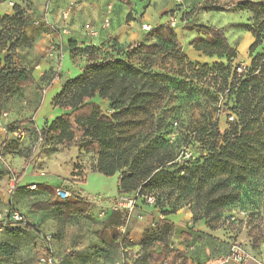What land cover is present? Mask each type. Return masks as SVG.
Listing matches in <instances>:
<instances>
[{"label": "trees", "instance_id": "trees-1", "mask_svg": "<svg viewBox=\"0 0 264 264\" xmlns=\"http://www.w3.org/2000/svg\"><path fill=\"white\" fill-rule=\"evenodd\" d=\"M12 9V14L0 16V52L6 51L3 65L0 61V96L17 94L24 86L34 83L30 71L19 64L18 58L19 46L28 40L26 18L19 5ZM199 10H246L259 18L264 15V0H236L230 4L205 0L187 13L193 15ZM185 28L195 32L188 44L203 55L228 59L236 56V49L228 42L223 27L190 21ZM246 30L254 37L252 50L260 43L261 30L250 25H246ZM144 32L142 38L149 37L153 41L145 43L140 39L130 47H140L144 54L166 49L176 59L177 68H183L182 44L170 22L157 23ZM68 46L74 62L96 48L95 45H78L73 39L68 40ZM133 53L128 47L124 58H87L77 76L64 77L61 89L52 98L53 106L64 112L48 125H33L35 135L40 139L49 137L61 147L75 145L97 155L92 169L106 176L117 173L118 193L151 194L164 216L173 212L165 209L166 204L178 209L208 185L226 190V195L217 197L221 205L236 203L239 191L256 173L264 171V53L255 55L251 67L240 73L223 64L215 66L221 71L220 90L224 97L232 98L236 115L223 132L212 113L219 106L217 91L210 94L198 119L189 120L181 113L171 112L163 107V102L175 89L184 87V82L177 83L162 74L144 70L131 62ZM95 97L109 102L115 111L112 116L102 111ZM16 122L5 126V132L20 128ZM15 140L9 141L8 147H15ZM31 157L29 150L25 165L30 164ZM5 173L10 171H4L0 160V177ZM34 184L35 189L28 185L23 189L35 194L43 184ZM58 187L64 189L61 185ZM56 188L46 187L48 199L35 201L31 208L54 210L62 221L86 214L91 205L86 198L72 190L67 198L61 199ZM191 211L195 222L200 217L195 210ZM1 225L12 233L33 226L29 222L18 225L6 219ZM96 236L111 247L124 246L117 228L103 227L96 231ZM15 250L9 243H0L1 255L11 256ZM150 255L161 264H193L180 251L168 256L165 250Z\"/></svg>", "mask_w": 264, "mask_h": 264}, {"label": "rangeland", "instance_id": "rangeland-1", "mask_svg": "<svg viewBox=\"0 0 264 264\" xmlns=\"http://www.w3.org/2000/svg\"><path fill=\"white\" fill-rule=\"evenodd\" d=\"M204 1L0 0V16L12 14L14 5H19L23 9L26 18L25 34L28 40L21 43L18 48L19 64L30 71L34 83L38 79L36 86L32 83L31 86L27 85L21 88L19 93L11 95L16 98L12 107L6 105L8 95L0 96V112L6 111L10 117L16 118L17 126L25 127V137L15 140V147L19 151L16 153L20 156L15 159H19L25 165L29 150H31L32 156L30 164L25 168L11 163L8 170L10 174L15 173L17 182L22 175H25L24 180L27 183L43 184L41 189L43 191L46 187H53V184L62 182L60 185L68 192L74 190L87 200H99V202L91 203L86 214H77L79 215L78 226L70 224L64 226L63 245L65 250L67 248L69 250L65 251L61 261L59 258L57 259L58 264H86L82 260L85 252L79 256L76 246L85 245V248L88 244L90 245L93 232L96 233L95 231L108 226L106 216L109 211H113L109 205L119 195L117 193L118 174L106 176L93 170L92 167L97 160V155L93 153L84 152L75 145L61 147L49 137L40 139L35 135L33 125L36 127L48 125L55 116L64 112L53 106L54 100H52L53 97L51 98L53 87L46 93L43 91L51 85L54 78L56 79V75L59 76L60 83L64 79L57 72V60L44 56L45 50L49 46H53L51 43L44 49L45 42L42 41L45 38L46 30L53 27L59 31L58 25L62 20L63 10L69 11L67 19L70 34L67 36V41L72 39L73 35L83 37V41H85L88 37L86 24L94 23L93 25L98 30L101 21L107 17L110 21L109 27H113L112 30L118 32L125 30L126 26L130 25L128 23L130 21L140 27L142 13L149 16L147 22L151 25H155L158 19L172 22L183 45L182 53L185 56V63L184 66H181L182 69L177 68L176 59L166 49L153 54H144L140 47H130L131 44L138 41H130L131 36H129L128 30H125V34H121L127 36L126 40L130 42L119 43L114 40L116 35L105 36L99 46H96L87 55L78 58V61L85 63L87 58L96 60L104 57L124 58L129 47L130 52L134 51L131 56L132 63L146 71L167 76L177 83L183 84L184 82V87L175 89L169 99L163 102V107L171 112L181 113L189 120L198 119L203 107L206 106L205 102L210 99V94L217 91L219 106L212 113L213 117L218 120L220 132H223L229 127L230 122L236 119V115L232 110L234 106L232 98L224 97L220 90L221 71L215 66L223 64L231 71L235 69L237 73H240L237 68L242 67L243 64L246 65V70L251 67L252 58L257 54L264 53V15L255 18L251 12L246 10H199L193 15L187 13L191 8ZM234 1L236 0H220L226 4ZM46 15L53 21L52 24H48L45 19ZM190 21L223 27L228 42L236 49V56L228 59L226 56L209 57L204 55L205 59L203 60L188 56L184 49L187 47L188 41L186 43L184 37L187 35L185 27ZM112 22H114L113 25ZM246 25L261 30L260 43L252 50H250V45L254 37L246 30ZM141 34L145 36L143 30ZM141 40L145 43L153 41L149 37L141 38ZM5 54V50L0 52L1 65L4 63L2 58ZM13 61H15V57ZM94 101L100 105L107 116H112L115 112L110 108L108 101L98 97H95ZM161 107H159L160 110ZM6 119H3L0 125L3 135L7 133L4 130L5 126L9 124ZM143 129L147 131L146 126ZM7 135V141H13L11 133H7ZM36 164L40 167L43 165V169L33 170L31 166L34 167ZM21 171H23L22 175L18 177ZM41 171L45 174L44 176L40 175ZM72 175L78 177L71 178ZM82 177H84L83 180H81ZM74 181H77L78 185ZM8 184L7 181L6 187ZM6 189L7 201L0 199L1 222H5L1 216L4 217L7 202L10 201L14 205L12 206L16 207L15 191L8 196ZM225 192L226 190L218 186L213 188H210L209 185L205 186L178 209L173 204H166L165 209L173 211L167 214L171 215L167 218L162 214L161 207H156L155 203L152 205L146 203L144 200L146 194H137L135 210L126 217L127 225L124 226V232L118 231L124 245L122 256L117 254L113 248H102L99 243L98 246L93 245L92 249L88 250L89 252L94 251V261H90L88 264H161L162 262L153 259L150 254L152 252L160 253L163 250H165L166 256L180 251L193 264H220L233 246H238L248 253L249 259L242 264H264V171L256 173L249 183L239 191V200L236 203L225 206L216 201L217 197L226 195ZM33 200L30 199V201ZM24 201L26 202L27 199ZM171 202L173 201L171 200ZM16 209L21 212L18 208ZM191 209L195 210L200 217L195 222L192 220ZM138 214H142L141 219L137 218ZM54 233H57L55 236H60L58 230L51 234L48 233L51 235V239ZM78 240L81 242L79 243ZM143 258L146 260H142Z\"/></svg>", "mask_w": 264, "mask_h": 264}, {"label": "crops", "instance_id": "crops-1", "mask_svg": "<svg viewBox=\"0 0 264 264\" xmlns=\"http://www.w3.org/2000/svg\"><path fill=\"white\" fill-rule=\"evenodd\" d=\"M136 12H138L137 9H136ZM140 15H141V13H140ZM148 18H149V16L146 13H142V17L140 19L142 20V23H143V22H147ZM45 19L48 22V24H52L53 21L49 18L48 15H46ZM166 21L167 20H159L158 19L156 21V24L157 23H164ZM90 22H92V21H90ZM102 22H103V20L101 21V24L97 30V35H95L94 37H90L87 34L89 38L87 37V39L85 41H83V37L73 35L74 37L72 39L77 41L78 45L83 44V45L99 46L105 36L107 37V36H115L116 35V37H114V40H117L119 43L130 42L132 40L139 41L142 38L141 25L139 27L138 25H135L132 21L128 22V23H130V25L126 26V29H125V30H128L129 36H131L130 41L126 40L127 36H125V35L123 36L121 34V33L125 34L124 33L125 30H122L119 32L117 30H112L113 27L110 28L109 24L107 27L102 26ZM109 23H110V21H109ZM64 24L66 25L67 30H68L67 34H65V35L60 34V32L53 29V27L51 29L48 28L45 32V38L43 39L42 42H45L44 43V45H45L44 49L47 46L51 45V43L54 46H56L57 51L55 52V57H52L49 59L57 60L56 69H57V72L61 76L72 78V77L77 76L81 72V69H82L84 63L81 61L74 62V61H72V59H70L69 46H68V41H67V36L70 34L68 19L65 22H63V20H61L58 26L60 27V26H63ZM113 24H114V22H112V25ZM186 32H187V35L184 37V40L187 43V41L193 35H195V32L191 31V30H187ZM178 39H179V37H178ZM179 41H180V39H179ZM82 42H84V43H82ZM184 49H185V52L187 53V55L191 56L192 58L194 57L198 60L205 59L204 55L200 51H196L188 43H187V47ZM55 77H56V79L55 78L53 79L51 85L43 90L44 93H46L48 89L53 87L52 88L53 93L51 94L52 95L51 98L60 90L61 85H62V83H60V81L58 80L59 76L56 75ZM37 80L38 79L35 80V83H34L35 86L37 85L36 84ZM28 86H31V84ZM51 98H50V100H51ZM14 101H16L15 96L8 95L6 105L12 107L14 105ZM6 120H7V122L10 123V122L15 121L16 118L10 117V115H8ZM7 138H8L7 133H5V135H3V131L0 128V158L2 157L1 161L3 162L4 171H8V168L11 166V163L16 165V166L17 165H19L20 167L23 166L25 168L26 165H24V162L22 163V161H20L19 159H15L16 157L20 158V156H18L16 153L17 152L16 147H13L11 145H9V147H8L9 141H7ZM13 156H14V159H12ZM15 160H17L19 162L15 161ZM39 167L40 166L38 164H36L34 167L31 166V168L33 170L43 169L42 168L43 165H42V167H40V168ZM73 172H74V170H73ZM40 175L44 176L45 174L41 171ZM77 177H78L77 175L71 176V178H77ZM24 178H25V175L24 176L22 175L20 177V179L18 180V182L16 183V186H15V190H14L15 191V206H16L15 208H18L21 211V213L24 215L25 219L29 223H31L33 226L26 227L19 233L7 232L4 229L0 231V243H2V242L3 243L4 242L9 243L10 245L15 246V248H16L15 252L11 256H6V255L0 254V264H21L24 261H30L32 264H37V256H38L39 252L41 251V248L45 246L44 240L41 238V235L43 233L51 234V232H56L57 230L60 232V236H58V235L55 236L57 233L52 234V239L49 240V242H47V245L49 247L50 252L54 255L56 260L59 258L61 261L62 258H64L65 251L69 250L68 248L66 250L64 249V245H63L64 233H62V231H64L63 228H64V226H67L68 224H70L71 226H78L77 221H79V215H73L68 220L62 221V219H60L61 217L59 218L57 212L54 210L38 211V210L32 209L31 208L32 203H34L35 201H38V200L39 201H45L46 199H48L49 193L47 191L39 190V191L35 192V194H29L25 189H23V188H25V186H27L29 184V183H27V181L24 180ZM83 179H84V177H82L81 180H83ZM7 181L9 183V174L5 173L4 175H2L0 177V199L4 200L5 202L7 201L6 197H5V195H6L5 189L7 188L6 187ZM117 181H118V179H117ZM61 183L60 182L55 183V184H53V187L56 188ZM74 183L78 185L77 181L76 182L74 181ZM36 184H39V183H36ZM118 194H120V193H118ZM24 199L25 200L27 199V201L25 202ZM30 199H34V200L30 201ZM172 215H174V214H172ZM169 216H171V215H167L165 217L167 218ZM126 217L127 216H126V213L124 211H119V210L118 211L113 210L112 212L109 211L107 216H106V223L108 224V226L106 228H117L118 229V227H120L121 225L126 227V225H127V222H126L127 218ZM63 222H65V223L63 224ZM96 230H98V229H96ZM119 230L120 229H118V231ZM93 234L91 235L90 245L88 244L85 248H84L85 245L79 244L80 247L78 245H77L78 247L76 246V248H78L77 250H79V253H78L79 256L85 252V254L82 256V260L84 262H86V264H88L90 261H92V262L94 261V259H93L94 251L89 252L88 250L92 249L93 245L98 246L99 243H101L102 248H104V249H108V247L113 248L117 254H120L122 256L123 252H122L121 247H119V248L111 247L109 244L102 242L96 236V233L93 232ZM93 236H94V238H93ZM74 241H76V240H74ZM78 242L80 243L81 241L78 240Z\"/></svg>", "mask_w": 264, "mask_h": 264}, {"label": "built area", "instance_id": "built-area-1", "mask_svg": "<svg viewBox=\"0 0 264 264\" xmlns=\"http://www.w3.org/2000/svg\"><path fill=\"white\" fill-rule=\"evenodd\" d=\"M68 14L69 11L68 10H63L62 11V20L63 22H65L68 18ZM171 25L173 26V23L170 22ZM109 24V18H104L103 22H102V26L107 27ZM152 25L148 22H143L141 24V29L143 31H147L149 29H151ZM52 28V27H51ZM54 29V28H53ZM86 30H87V34L90 37H94L95 35H97V29L95 28V26L93 24H86ZM59 32L60 34H67L68 30L66 25L64 24L63 26L59 27ZM57 51V48L53 45V46H49L44 53V56L47 58H52L55 57V52ZM58 57V56H57ZM246 65H242V67H238L237 70L239 72H243L245 70ZM8 117V113L6 111H2L0 112V125H1V121L3 119H6ZM5 130V129H4ZM11 135L13 136L14 139L16 140H21L25 137V129L20 127L18 129H16L15 131L11 132ZM13 174L9 173V184L7 185V189H6V193L9 195H12L14 190H15V186H16V182H17V177ZM28 187L30 189H35V184L31 183L28 185ZM56 194L61 198H67L69 196V192L57 187L55 189ZM138 193L132 192V193H120L115 200L109 205L110 208L112 210H119V211H124L126 213V216H129L132 214V212H134L135 207H136V201H135V197L137 196ZM144 200L146 201V203L148 204H154L155 203V197L151 194H146L144 197ZM90 203L93 202H99V200H88ZM1 218L5 221V219L7 221H11L13 223H16L18 225H25L26 223H28V221L25 219L24 215L19 212L17 209H15L12 206V203L10 201L7 202V207L4 213V217L1 216ZM137 218L141 219L142 218V214H138ZM118 229H120L122 232H124V226H120L118 227ZM3 230V226L1 225V221H0V231ZM41 238L44 240V247L41 248V251L39 252L38 256H37V263L38 264H58L56 258L54 257V255L50 252L49 247L47 245V242H49V240L51 239V236L49 234H45L43 233L41 235ZM249 259V255L247 252H245L244 250H242L240 247L238 246H233L228 255L224 258L223 260V264H242L244 261ZM114 264H118V263H114Z\"/></svg>", "mask_w": 264, "mask_h": 264}]
</instances>
